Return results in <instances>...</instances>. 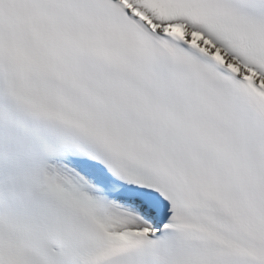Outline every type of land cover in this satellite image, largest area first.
Segmentation results:
<instances>
[{
    "label": "snow or ice",
    "instance_id": "6c2138e0",
    "mask_svg": "<svg viewBox=\"0 0 264 264\" xmlns=\"http://www.w3.org/2000/svg\"><path fill=\"white\" fill-rule=\"evenodd\" d=\"M0 264H264V0H0Z\"/></svg>",
    "mask_w": 264,
    "mask_h": 264
}]
</instances>
